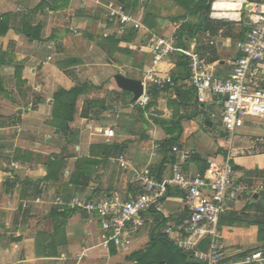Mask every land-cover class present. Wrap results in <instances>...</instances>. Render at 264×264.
I'll use <instances>...</instances> for the list:
<instances>
[{"label": "crops", "instance_id": "obj_1", "mask_svg": "<svg viewBox=\"0 0 264 264\" xmlns=\"http://www.w3.org/2000/svg\"><path fill=\"white\" fill-rule=\"evenodd\" d=\"M201 1L0 0V31L8 28L0 35V264H139L153 238L167 228L177 231L188 217L183 191L170 189L159 209L142 215L127 253L102 246L97 218L55 199H129L142 192L139 172L163 180L181 163L186 175L197 176L230 150L236 180L249 190L220 219L226 255L264 252V119L246 118L230 149L217 106L198 103L178 53L157 68L175 77V87L155 88L147 112L134 107L133 95L114 79L143 81L152 68L153 36L175 37L184 25L206 27L205 13L194 12ZM262 2L226 0L218 11L213 3V32L195 30L185 47L197 51L209 71L227 77L252 28L249 10ZM110 3L123 4L142 29L121 33L109 19ZM75 89L81 93L74 120L62 127L52 117L54 96ZM120 155L127 170L116 161ZM23 202L30 203L26 209Z\"/></svg>", "mask_w": 264, "mask_h": 264}, {"label": "built area", "instance_id": "obj_2", "mask_svg": "<svg viewBox=\"0 0 264 264\" xmlns=\"http://www.w3.org/2000/svg\"><path fill=\"white\" fill-rule=\"evenodd\" d=\"M107 8L109 19L119 23L121 33L142 29L139 19L128 14L123 4L110 3ZM249 15L252 28L245 41L238 44L240 55L225 78L209 71L197 51L177 46L175 37L153 36L148 45L152 68L142 81L143 94L133 106L147 112L154 102L152 89L175 87L173 77L157 72V68L173 53H180L188 59L189 80L197 92L198 103L217 106L223 127L230 136L228 145L233 150V139L244 127L245 119H264V73L261 70L264 65V2L253 4ZM173 151L177 152L178 148L174 147ZM116 161L124 170L130 167L124 155L118 156ZM12 166L17 167L16 164ZM172 171L171 177L163 180H158L148 170L137 173L135 179L142 192L129 199L112 194L98 198L75 197L66 202L59 196L53 203L97 218L103 231L102 246L106 249L113 246L127 253L133 245L134 235L143 225L142 215L153 207L159 209L169 190L175 188L183 191L189 215L177 231L167 228L165 234L179 249L192 253L203 264H264L263 251L228 257L221 238L219 223L222 215L249 190L236 180L231 150L222 162L211 161L204 174L186 175L181 163H174ZM35 202L42 201L38 198ZM29 204L23 202L22 206L26 209ZM204 238L208 239L205 252L198 249Z\"/></svg>", "mask_w": 264, "mask_h": 264}, {"label": "trees", "instance_id": "obj_3", "mask_svg": "<svg viewBox=\"0 0 264 264\" xmlns=\"http://www.w3.org/2000/svg\"><path fill=\"white\" fill-rule=\"evenodd\" d=\"M215 0H202L197 7L195 8L194 12L202 11L205 13L204 15V23L206 27L199 28H191L188 25H184L182 29H179L175 34V41L177 46H184L186 40H193L195 38L194 31L195 30H204V31H211L212 30V20H210V10L212 4ZM4 23L0 21V29L3 27ZM5 28V27H4ZM8 28L4 31H0V35L6 34ZM182 60L183 65L186 66L189 74L188 69V59L186 56L178 53ZM20 71V69H18ZM174 82H176L175 77H173ZM176 85V83H175ZM158 90V89H157ZM155 88L152 89V95L155 98L156 91ZM81 93V89H75L73 91H60L56 93L54 96V110H53V118L65 127L68 123H71L74 120V115L76 114V99ZM183 104V103H182ZM153 106V103L151 104ZM206 169L202 174H204ZM158 180H161L158 176ZM60 215H65L64 213H59ZM139 264H203L196 260L192 253L184 252L183 250L179 249L177 245L171 242L166 235L159 236L157 238H153L151 243L146 250V253L141 252V257L139 258Z\"/></svg>", "mask_w": 264, "mask_h": 264}, {"label": "water", "instance_id": "obj_4", "mask_svg": "<svg viewBox=\"0 0 264 264\" xmlns=\"http://www.w3.org/2000/svg\"><path fill=\"white\" fill-rule=\"evenodd\" d=\"M114 79H115L117 86L121 90L129 92L133 95V99H132L133 103L135 101H137V99L143 94L144 86H143L142 81L136 80V79H131V78L125 77L124 75H121V74H117L114 77ZM57 132H59V131H57ZM18 240H21V238H18L17 241ZM207 245H208V239L204 238L198 244V249L205 252L207 249Z\"/></svg>", "mask_w": 264, "mask_h": 264}, {"label": "bare ground", "instance_id": "obj_5", "mask_svg": "<svg viewBox=\"0 0 264 264\" xmlns=\"http://www.w3.org/2000/svg\"><path fill=\"white\" fill-rule=\"evenodd\" d=\"M226 0H217L215 3H214V10L215 11H218L219 9H223V7H224V2H225ZM241 0H237V2H240ZM233 2V1H232ZM236 4V3H235ZM231 6V5H230ZM236 7L235 5H232V7ZM240 8V7H239ZM227 9V8H226ZM229 10V9H228ZM227 10V11H228ZM222 12V11H221ZM227 14H228V12H226ZM223 15V14H222ZM228 16H229V14H228ZM230 16H231V14H230ZM223 17V16H222ZM225 17V16H224ZM233 17V16H232ZM236 17V16H235Z\"/></svg>", "mask_w": 264, "mask_h": 264}, {"label": "rangeland", "instance_id": "obj_6", "mask_svg": "<svg viewBox=\"0 0 264 264\" xmlns=\"http://www.w3.org/2000/svg\"><path fill=\"white\" fill-rule=\"evenodd\" d=\"M157 216H158L159 219H160V225H163V218H162V215H161V214H158Z\"/></svg>", "mask_w": 264, "mask_h": 264}]
</instances>
